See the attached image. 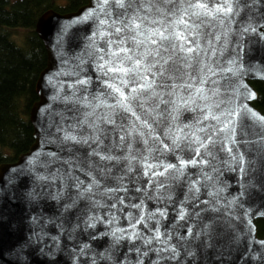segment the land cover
Segmentation results:
<instances>
[{"label": "water", "instance_id": "95a60500", "mask_svg": "<svg viewBox=\"0 0 264 264\" xmlns=\"http://www.w3.org/2000/svg\"><path fill=\"white\" fill-rule=\"evenodd\" d=\"M96 9L97 0H86L69 12L47 9L36 20L35 31L45 46L47 61L36 80L38 99L29 111L33 141L16 159L0 163V264H264V237L257 234L255 223L264 218V122L251 115L264 113L253 105L257 91L250 83L264 80V0H239V15L230 26L217 29L220 39L213 40L215 55L209 53L208 62L217 72L212 77L217 81L216 99L230 100L238 113L234 117L236 143L226 141L223 147L217 143L210 148L207 163L188 164L183 175L173 169L165 176L145 174L140 161L147 154L144 138L134 133L121 143L124 133L115 125L97 121L103 142L99 151L115 157L110 161L89 155L97 144L90 139L96 133L87 124L71 129L86 143L63 139L64 130L92 110L72 101L87 97L95 104L93 97L104 90L101 81L106 78L97 71L91 55L95 45L102 43L93 35ZM227 68L233 71L221 70ZM105 111L97 108L96 116ZM157 111L162 115L153 128L159 139L148 138L149 145L154 143L152 156L165 165L179 166L178 158L188 161L192 151L183 142L174 147L163 133L169 126L194 125L199 113L188 107L173 111L165 103H159ZM229 147L231 152L226 150ZM128 157H135L131 170ZM65 161H71V175L85 184L88 178L77 165L85 170L89 161L94 168L105 166L100 193L93 199L87 198L91 194L79 197L66 175L69 164ZM201 169L211 179H205ZM93 174L100 179V173ZM197 180L199 192L190 191V184ZM137 204L142 207H132ZM181 210L185 213L182 220ZM141 215L144 222L133 229L130 220L134 223ZM157 227L161 241L175 246V254L162 251L158 255L150 249L164 247L163 243H144ZM133 231L141 238L129 239ZM173 255L174 259L168 258Z\"/></svg>", "mask_w": 264, "mask_h": 264}, {"label": "snow or ice", "instance_id": "6c2138e0", "mask_svg": "<svg viewBox=\"0 0 264 264\" xmlns=\"http://www.w3.org/2000/svg\"><path fill=\"white\" fill-rule=\"evenodd\" d=\"M234 4L237 5L235 9ZM238 9L239 0H97V30L93 35L99 36L102 43L95 45L91 55L96 61L97 71L106 78L101 81L104 90L93 97L95 104L87 97L82 101H72L83 103L84 107L92 110L84 114L83 120L64 130L63 139L86 143L87 140L78 139L71 129L87 124L96 133L90 139L97 144V148L89 155L99 156L102 161H110L115 157L110 154L103 155L99 151L103 142L100 140V132L97 131V121L115 125L123 132L124 134L119 137L121 143L126 136L131 137L135 133L144 138L143 143L148 146L145 150L147 154L141 155L140 161L144 165L145 174L150 172L152 176H165L173 169L177 174L183 175V168L188 164L195 166L198 163H207V157L212 155L210 148H214L217 143L221 147L226 141L235 144L234 117L238 113L230 106V100L216 99L219 92L216 89L217 81L212 77L217 72L208 61L209 53L215 55L213 40L220 39L217 29L230 26L234 16L239 15ZM221 70L233 71L232 68ZM79 83L83 84L87 81L81 80ZM164 95L169 97L167 101L163 99ZM159 103L170 105L173 111L188 107L199 113L194 125L176 128L169 126L163 133L171 138L174 147L178 148L183 142L192 151V157L188 161L178 158L179 166L173 163L165 165L159 157L152 156L154 143L149 145L148 138L153 142L159 139L153 128L162 115L157 111ZM97 108H104L106 111L97 117ZM251 115L264 122V116L258 117L255 113ZM89 117L95 119L89 121ZM117 117L121 120L120 124H117ZM206 121L209 123H205ZM164 148H168V145L165 144ZM202 150L203 156H201ZM226 150L232 151L230 147ZM48 155L54 157L55 153ZM128 159L131 170V160L135 157ZM232 159L235 161L237 157L233 156ZM153 160L158 162L153 163ZM243 162L244 157L240 155L241 166ZM65 163L69 164L66 175L73 180L72 187L77 190L79 197L83 198L86 194H91L87 198L93 199L100 193V181L103 179L105 166L94 168L89 161L85 170L77 165V170L82 171L88 178V183L85 184L78 176L71 175V161ZM94 172L100 173V179H97ZM201 173L204 174L205 179H211L203 169ZM198 183V180L193 181L189 190L199 192L196 187ZM159 184L162 187L164 182L161 181ZM94 188L96 192H93ZM104 191L115 190L104 189ZM93 202L99 206L98 200ZM120 202L123 203L122 199ZM132 207L142 206L137 204ZM153 215L151 214L149 219ZM184 215V211L181 210L178 213L179 219H184ZM129 217H131L130 213ZM111 222L112 220H109V223ZM143 222L144 217L141 215L134 223L130 220V226L135 229L137 224ZM118 231L124 233L127 230ZM112 234L116 235L115 232ZM188 234L191 235V229ZM133 237L141 238L135 231L129 235V239ZM168 238H171L170 233ZM153 241L165 245L158 249H150L158 255L162 251H171L175 254V246H168L167 240L161 241L158 227L154 236L144 239L145 244H151ZM168 258L174 259L175 255Z\"/></svg>", "mask_w": 264, "mask_h": 264}, {"label": "trees", "instance_id": "16d2710c", "mask_svg": "<svg viewBox=\"0 0 264 264\" xmlns=\"http://www.w3.org/2000/svg\"><path fill=\"white\" fill-rule=\"evenodd\" d=\"M86 0H0V163L16 159L33 141L29 118L38 99L36 80L45 67V46L35 31L39 15L53 9L76 10ZM257 91L253 105L264 113V80H250ZM264 237V218L255 220Z\"/></svg>", "mask_w": 264, "mask_h": 264}]
</instances>
